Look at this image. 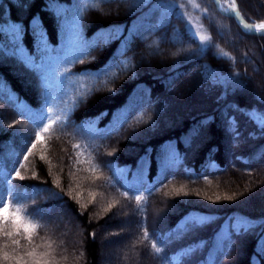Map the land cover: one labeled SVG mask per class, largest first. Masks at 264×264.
<instances>
[{"label":"trees","instance_id":"16d2710c","mask_svg":"<svg viewBox=\"0 0 264 264\" xmlns=\"http://www.w3.org/2000/svg\"><path fill=\"white\" fill-rule=\"evenodd\" d=\"M239 2L264 20V3ZM262 75L264 35L214 0H0V208L36 225L0 219V264H100L105 228L128 241L119 264H264ZM192 77L207 97L177 104ZM145 87L136 112L113 120ZM173 142L181 164L160 177ZM144 158L150 184L115 173ZM57 207L81 225V261L50 220Z\"/></svg>","mask_w":264,"mask_h":264},{"label":"rangeland","instance_id":"374dc122","mask_svg":"<svg viewBox=\"0 0 264 264\" xmlns=\"http://www.w3.org/2000/svg\"><path fill=\"white\" fill-rule=\"evenodd\" d=\"M250 3V6L256 10V11H260L261 9V5L264 3L263 1H259V0H248ZM230 2L226 1L224 3L225 6H228ZM29 2L25 1L24 5H28ZM192 26V29L195 31H197L198 33H200V35H204V33L199 32L197 24L193 23L190 24ZM152 51V49H151ZM151 51L147 50L146 53H143L142 55V59L143 61L146 60L148 61V56L151 53ZM148 54V55H147ZM23 76V75H22ZM263 76V75H262ZM23 78L25 79L24 81H26L29 85V87H32V80L29 78H26L25 76H23ZM264 78V76H263ZM194 77L187 79V81L183 82L181 85V89H178L176 91V103H180V102H188L191 101L192 98L194 97H198L200 96H206L207 94H203L202 90L200 88V85H194L193 83ZM199 90H197V88ZM261 88V85L257 84L256 88ZM252 89V88H251ZM254 91V90H251ZM147 92L145 89L143 90H139L136 92V94L134 95L133 100H135L134 102V106H139V99L141 98V95H146ZM174 99H172V104L174 105ZM197 101H199L198 99H196V103L193 102L190 104L189 107H185L186 111H190L192 109H194L196 107V105L198 104ZM2 113H0L1 115ZM143 182V181H141ZM51 222L53 221L54 226H57L60 228L59 234L60 237L62 239H64V241L68 242L69 244H71V247L76 251L75 252V260L76 261H81V257H80V248L82 247V242L80 240V238H82V232H81V225L78 222L77 218L69 211H66L63 208L57 207L56 210L53 212V214L51 215ZM119 217V216H118ZM117 216L114 217L113 219L116 220L118 218ZM122 226L119 224L118 229L121 231ZM104 234L103 237L101 238V242H102V246H103V251H102V257H101V261L100 264H119L118 259L120 256V253L122 252V250L125 248L126 242L125 239L120 238V234L117 235L118 237H113L110 238V234L109 229L105 228L104 230ZM120 236V237H119ZM118 238V239H116Z\"/></svg>","mask_w":264,"mask_h":264},{"label":"snow or ice","instance_id":"6c2138e0","mask_svg":"<svg viewBox=\"0 0 264 264\" xmlns=\"http://www.w3.org/2000/svg\"><path fill=\"white\" fill-rule=\"evenodd\" d=\"M236 8H237V5L235 4V2H233L231 5H228L227 8H224V10L225 11H229L230 13H235ZM245 28L248 29V30H250V31H264V22L257 23V24H254V25H245ZM15 30H16V26H13V35L14 36L16 34V31ZM210 39L211 38L209 36H206V35H200L199 36V40L201 42L208 41ZM47 128H48V126L46 125L44 130L46 131ZM36 136H37V139L38 140L41 139V136H40V133L39 132L36 133ZM32 147L34 148L35 147V144H33ZM27 151L30 153L32 151V149L29 148ZM25 159H27V156H25ZM15 178L23 179V177L20 176V172L18 170H15ZM137 199H140V198L137 197ZM0 204H3V201L2 200H0ZM20 211H21L20 208H16L15 209V212L10 213L9 212V205L8 204H4V206L2 208H0V219H3L4 221H7L8 218H9V216H11L12 217V222H13L14 226L24 227V230L27 233L30 228L31 229H34L36 227V225L23 224L21 222L20 216L18 215V213ZM5 235L10 236V235H12V233L6 232ZM13 243H18V241H13ZM156 251L159 252L160 249L159 248H156ZM28 255H34V253H28ZM7 258H8L7 253H5V259H7Z\"/></svg>","mask_w":264,"mask_h":264},{"label":"water","instance_id":"95a60500","mask_svg":"<svg viewBox=\"0 0 264 264\" xmlns=\"http://www.w3.org/2000/svg\"><path fill=\"white\" fill-rule=\"evenodd\" d=\"M238 10V9H237ZM238 13V12H237ZM230 14L231 16L235 17L237 19V21L245 28V25H254V24H257L259 22H251V21H248L246 20L240 13L238 14ZM246 29V28H245ZM247 31L249 32H254V33H257V34H263L264 31H250L248 29H246Z\"/></svg>","mask_w":264,"mask_h":264},{"label":"bare ground","instance_id":"6f19581e","mask_svg":"<svg viewBox=\"0 0 264 264\" xmlns=\"http://www.w3.org/2000/svg\"><path fill=\"white\" fill-rule=\"evenodd\" d=\"M233 2H235V4H236V0H233ZM231 4H232V3H231ZM231 4H229V5H231ZM227 7H228V6H227ZM227 7L222 6L223 11H225L224 8H227ZM225 12H229V11H225Z\"/></svg>","mask_w":264,"mask_h":264}]
</instances>
